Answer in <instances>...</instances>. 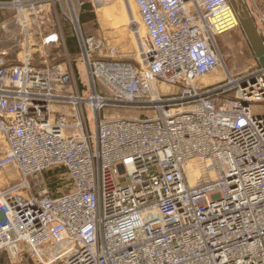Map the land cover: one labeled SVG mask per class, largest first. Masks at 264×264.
Wrapping results in <instances>:
<instances>
[{"label":"built area","instance_id":"built-area-1","mask_svg":"<svg viewBox=\"0 0 264 264\" xmlns=\"http://www.w3.org/2000/svg\"><path fill=\"white\" fill-rule=\"evenodd\" d=\"M109 1L0 0L22 48L16 62L0 52V173L18 175L0 189V252L35 264H264V66L224 69L229 0H133L146 34L134 62L83 27V6ZM250 4L264 49V7ZM48 5L65 29L35 41ZM31 48L65 58L36 62ZM219 68L221 81H204ZM188 160L203 168L193 184Z\"/></svg>","mask_w":264,"mask_h":264},{"label":"rangeland","instance_id":"rangeland-1","mask_svg":"<svg viewBox=\"0 0 264 264\" xmlns=\"http://www.w3.org/2000/svg\"><path fill=\"white\" fill-rule=\"evenodd\" d=\"M256 1L264 7V0ZM236 3L237 13L242 18H245V15L242 12L241 5L244 4V6H246L255 28L258 30L259 26L256 23L257 21L254 20V16L250 14V0H236ZM7 18V14H4V16L0 15V52L8 53L9 60L11 62H16V60L21 57L20 53L22 52V48L19 47L17 42H1L2 38L7 37L2 29V24L5 23ZM80 19L88 34H93L108 40L112 45L119 49L122 59L124 58L130 62H134L135 59H137L138 39L145 37V31L144 29L143 31L141 30L139 16L133 0H111L100 7L96 5L92 6L87 2L81 10ZM137 24L138 27H136ZM137 34L139 35V38L137 37ZM66 41L67 53L70 58H74L75 52L70 37H66ZM216 42L223 57V67L230 73L235 75L243 74L259 65L239 23L238 27L232 31L218 35L216 37ZM12 45L15 46L11 48ZM31 52L34 54L36 62L46 60L47 63L52 59L62 61L65 58L64 55L66 53L64 48H31ZM76 68L82 84H86V75L82 65L76 64ZM209 77L214 78L215 82L221 81L224 78L223 68H219ZM208 78H205V80ZM86 112L89 128L91 133H93L94 127L92 114L89 110H86ZM194 161L195 160H188L186 162V171L191 184L197 182V178L201 177L203 174V171H201L203 170L202 166ZM58 175L61 176V189H64L67 184V177L62 170L50 172L48 176L53 178ZM48 176H45V178H49ZM17 177L18 175L15 170L8 169L3 173H0V189L5 187L8 183H11V181H16ZM7 178L9 181H7ZM0 264L35 263L26 253H22L17 259H10L5 253L0 252Z\"/></svg>","mask_w":264,"mask_h":264},{"label":"water","instance_id":"water-1","mask_svg":"<svg viewBox=\"0 0 264 264\" xmlns=\"http://www.w3.org/2000/svg\"><path fill=\"white\" fill-rule=\"evenodd\" d=\"M231 6L233 7V10L235 11L237 15V20L239 22V25L241 26L250 46L251 49L257 59V62L260 66H264V49L262 46V42L258 35L256 34V28L251 20L252 18L250 17L248 10L244 4L241 5V9L243 14L245 15V18H242L238 13H237V3L236 0H229Z\"/></svg>","mask_w":264,"mask_h":264},{"label":"crops","instance_id":"crops-1","mask_svg":"<svg viewBox=\"0 0 264 264\" xmlns=\"http://www.w3.org/2000/svg\"><path fill=\"white\" fill-rule=\"evenodd\" d=\"M57 28L64 30L65 29L64 23L60 20V17L58 15V13L56 12V10L51 5H48L46 7V10H45V20L42 23L40 30H38L33 35V39L35 41H39L41 38L49 36V34H51L53 32H57L56 31ZM63 33H65V32H63ZM5 36H7V37L2 38L1 42H6V43L11 42L10 36L7 33L5 34ZM13 46H15V45H12L11 48H13ZM204 81L209 82V83L215 82L214 78H212V77H209L207 80H204Z\"/></svg>","mask_w":264,"mask_h":264},{"label":"bare ground","instance_id":"bare-ground-1","mask_svg":"<svg viewBox=\"0 0 264 264\" xmlns=\"http://www.w3.org/2000/svg\"><path fill=\"white\" fill-rule=\"evenodd\" d=\"M233 8V7H232ZM238 20H237V17L234 15V14H232V17L230 18V22H229V27L227 28V30H229V29H231V28H235V27H237L238 26ZM141 30L143 31V27H141ZM257 34V33H256ZM146 35V34H145ZM139 39H145V37L144 38H139ZM138 39V40H139ZM137 45H138V43H137ZM165 91H167L168 89H169V87H166V86H163L162 87ZM195 162V161H194ZM192 163V162H191ZM192 166V165H191ZM187 169V168H186ZM192 169V168H191ZM199 169V168H198ZM201 171H203V170H201ZM194 172H196V171H194ZM193 172V173H194ZM188 173H190V172H188ZM198 174H200V173H198ZM197 174V175H198ZM191 176V175H190ZM189 176V177H190ZM199 176V175H198ZM196 178V177H195ZM198 179V178H197Z\"/></svg>","mask_w":264,"mask_h":264}]
</instances>
